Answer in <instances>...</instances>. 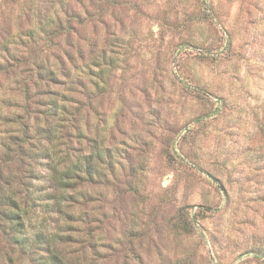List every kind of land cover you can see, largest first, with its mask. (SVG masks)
<instances>
[{
    "label": "rangeland",
    "instance_id": "obj_1",
    "mask_svg": "<svg viewBox=\"0 0 264 264\" xmlns=\"http://www.w3.org/2000/svg\"><path fill=\"white\" fill-rule=\"evenodd\" d=\"M0 264H264V0H0Z\"/></svg>",
    "mask_w": 264,
    "mask_h": 264
},
{
    "label": "trees",
    "instance_id": "obj_2",
    "mask_svg": "<svg viewBox=\"0 0 264 264\" xmlns=\"http://www.w3.org/2000/svg\"><path fill=\"white\" fill-rule=\"evenodd\" d=\"M71 170L69 168H65L62 172H63V175L60 176L59 178V181H60V184L62 186H66L65 184V175L66 173H69ZM12 204V203H11ZM13 205L15 207H17V202H13ZM7 216V218L10 220V222L13 223V226L16 227V228H19V224H20V221H18V219L20 218V214L18 213L17 210L15 211H11L9 213H5V217ZM21 225V224H20ZM16 240H18V242H21L22 239L19 237V238H16Z\"/></svg>",
    "mask_w": 264,
    "mask_h": 264
}]
</instances>
